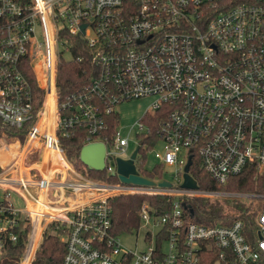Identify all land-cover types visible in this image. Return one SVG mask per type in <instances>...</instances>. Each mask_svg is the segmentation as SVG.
<instances>
[{"label":"built area","instance_id":"1","mask_svg":"<svg viewBox=\"0 0 264 264\" xmlns=\"http://www.w3.org/2000/svg\"><path fill=\"white\" fill-rule=\"evenodd\" d=\"M58 44L70 50L69 61L86 62L88 76L62 98ZM34 84L43 91L38 107ZM147 97L148 109L125 132L118 124L108 132L119 120L117 104ZM0 121L30 123L23 141L0 135V264H32L49 223L65 247L61 264H264V191L200 189L190 173L197 158L217 185L249 170L264 186V0H0ZM76 132L82 146L104 144L108 171L110 159H128L138 146L136 161L141 140L153 136L146 152L173 168L163 178L170 186L82 175L59 143ZM189 156L196 188L181 186ZM135 193L173 203L157 213L142 202L138 227L116 234L108 198ZM190 196L263 202L248 229L241 219L187 220L183 197ZM140 228L143 245L121 241ZM21 234L18 259L3 256Z\"/></svg>","mask_w":264,"mask_h":264},{"label":"trees","instance_id":"2","mask_svg":"<svg viewBox=\"0 0 264 264\" xmlns=\"http://www.w3.org/2000/svg\"><path fill=\"white\" fill-rule=\"evenodd\" d=\"M241 0H224L227 4H232ZM81 42V40H80ZM77 53H84L82 48H79ZM86 62L74 63L72 61L62 60L58 58L56 64V87L59 98L69 92L71 89L84 84L88 76L86 75ZM34 103L38 107L41 102L43 91L34 84ZM157 123V122H156ZM30 123L25 124L22 128H12L0 121V135L2 132L10 137H18L20 141L24 140L27 128ZM117 116H114L109 123L108 132H113L117 126ZM150 134L155 137V122L154 126H150ZM155 142L153 136L141 140V144H145L139 152L140 157L134 161L135 167L139 174L149 178L160 180L164 177V167L161 163H155L150 168L145 166L147 159L146 150L149 149ZM59 143L64 149L65 156L72 163L74 169L82 175L97 181L108 183H118V178L115 174H111L107 168L96 170L83 164L79 159V151L82 146L81 136L78 132L69 137H59ZM194 159V154H192ZM197 159V158H196ZM193 160L190 166V173L196 179L200 189H219L225 191H242V192H263L264 186L256 183L252 179V174L249 170H245L239 175L233 176L225 184L217 185L209 175L201 168L199 160ZM187 204L185 213L187 220H193L199 223L208 225L213 224H229L235 219H241L245 228L253 229L255 211L259 208L252 201L245 200H225L217 198H205L199 196L183 197ZM111 209V222L114 233L121 234L137 228L139 219L135 213V208L142 202H148L156 208L157 213H162L163 210L171 208L173 203L172 197H167L161 194H116L108 198ZM24 234L19 236L16 245L8 244L3 256L9 257L11 260H17L23 249ZM64 244L58 238L54 230L53 223H49L43 232L42 240L38 250L35 252L32 264L47 262L50 264H61L64 254Z\"/></svg>","mask_w":264,"mask_h":264},{"label":"water","instance_id":"3","mask_svg":"<svg viewBox=\"0 0 264 264\" xmlns=\"http://www.w3.org/2000/svg\"><path fill=\"white\" fill-rule=\"evenodd\" d=\"M137 150L138 146L134 148L130 158L128 159H122L121 157H116L114 160L110 159L109 168L111 174H115L118 180L122 183L160 187L170 186V182L168 180L163 179L156 181L138 173L133 160ZM104 154L105 147L102 142H91L81 146L79 151V159L86 166L96 170H101L106 166L104 162ZM189 165L190 156L184 165L183 182L181 183V186L196 188V182L189 174Z\"/></svg>","mask_w":264,"mask_h":264},{"label":"rangeland","instance_id":"4","mask_svg":"<svg viewBox=\"0 0 264 264\" xmlns=\"http://www.w3.org/2000/svg\"><path fill=\"white\" fill-rule=\"evenodd\" d=\"M57 48H58V53H59L62 60L68 61L71 59L72 54H71L70 50H68L66 47H64V45L58 44ZM37 69H38V67H37ZM150 101H151V99L147 97V98H140V99H132V100H128V101L117 104L114 107L115 111L119 115L117 128L124 130V132H125L126 129L128 127H130L132 125V123L135 120H137V118L139 116H141L142 113L146 109H148ZM131 131H134L133 127H131ZM130 136L134 137L133 132L130 133ZM130 144H131V146H134L133 141H131ZM156 148L160 149L161 145L158 143L156 145ZM35 156H36L35 153L30 155V157H32V158H35ZM155 163H156V159L153 157L152 152H147V159H146L145 166L150 168ZM62 170L64 171V168H62ZM164 170H165L164 171V177L171 179L170 171H172L173 168L171 166L166 165V166H164ZM69 175H71V173H69ZM11 176H17V174L12 173ZM71 177H72V175H71ZM10 198L18 206L22 205L21 200L13 192L11 193ZM244 200L245 201H252V204L255 203L258 206L261 205L263 202V200H261V199L252 198V197L244 198ZM143 234H144V229L140 228L138 230L137 236L135 233H133V234H122L121 235V241L128 247H131V248L139 247V246L143 245V239H142Z\"/></svg>","mask_w":264,"mask_h":264},{"label":"bare ground","instance_id":"5","mask_svg":"<svg viewBox=\"0 0 264 264\" xmlns=\"http://www.w3.org/2000/svg\"><path fill=\"white\" fill-rule=\"evenodd\" d=\"M11 146L14 147L13 145H11ZM0 158H1L2 160L5 159V157L2 156L1 153H0ZM46 161H47V155H44V157H43V161H42V162H46ZM3 163H4V162H3Z\"/></svg>","mask_w":264,"mask_h":264}]
</instances>
